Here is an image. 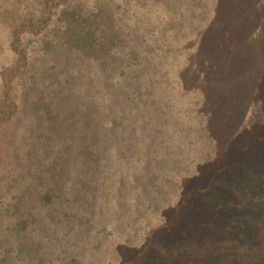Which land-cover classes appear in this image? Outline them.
Masks as SVG:
<instances>
[{
    "label": "rangeland",
    "instance_id": "1",
    "mask_svg": "<svg viewBox=\"0 0 264 264\" xmlns=\"http://www.w3.org/2000/svg\"><path fill=\"white\" fill-rule=\"evenodd\" d=\"M34 1L0 0V113L11 119L0 123V179L14 183L5 172L19 144L35 160L40 150L55 159L62 147L66 171L53 168L47 184L65 182L103 229L78 228L71 246L85 264H114L116 256L123 262L138 255L151 228L166 227L163 218L187 187L215 178L233 186L224 203L233 216L222 226L205 212L189 219L198 238L224 246H212L211 254L217 245L238 253L246 245L232 247L224 225L239 219L232 234L240 230V238L242 228L262 222V214L236 203L252 204L241 183L264 165V0H112L108 7L120 10L110 17L99 0L105 25L80 38L71 23L82 4L55 2L39 17ZM27 15L46 21L33 27L39 36L21 34ZM238 165L230 174L239 173L236 179L219 182V169ZM37 184L32 177L30 185ZM159 199L155 219L145 220L155 206L147 204ZM259 244L264 248V240ZM203 245L195 243L200 253ZM247 247L245 256L255 250Z\"/></svg>",
    "mask_w": 264,
    "mask_h": 264
},
{
    "label": "trees",
    "instance_id": "2",
    "mask_svg": "<svg viewBox=\"0 0 264 264\" xmlns=\"http://www.w3.org/2000/svg\"><path fill=\"white\" fill-rule=\"evenodd\" d=\"M59 1L65 0H35L33 5L40 8L41 14L39 17H47L53 12L55 2ZM73 1L82 4L77 10L73 11L71 23L73 37L80 38L86 35L94 37L95 30L93 27L101 23L105 25V17L103 20L100 18V1ZM111 1L105 0L107 6L104 12L108 11V17L115 16L114 12L120 10V6L117 4L116 7H108ZM83 12L85 16H82ZM43 19L39 20L38 17L34 18L31 15L25 16L23 23H21V34L32 33L39 36L41 31H37L33 27L36 23L46 22ZM108 20L110 21V18ZM17 34L20 33L14 32L16 37H18ZM13 51L19 53V49L15 45ZM1 104L5 108L8 105L7 99L4 98ZM16 110L17 106L13 111ZM2 113L3 111L0 113V123H8L11 119L4 117ZM14 148L13 161L10 163V165L12 164L11 169L9 168L5 172L16 176L12 178L14 183L8 182L5 184L6 179L4 181L0 179V264H85V258L71 246L72 232L78 228H81L84 234L90 228L96 229L98 232L103 231V229L94 223V219L88 218L94 214V211L87 210L82 201L77 202L76 198L68 193V185L65 182L56 181L55 189H51L47 184V180H51L53 168L62 172L66 171L65 167L61 165L65 158L62 147L59 148L60 154L57 158L53 159L47 156L48 154L43 155L42 151L45 150H40V157H38L39 153L35 154L36 160L33 152L28 151L27 156L22 155V152L25 151L23 145L19 144L17 148ZM29 148L32 151L33 147ZM46 150H50V148ZM244 153H247V150L242 152L243 155ZM239 166L241 167V165L233 167L234 169L231 172H222L223 169H219L217 174L222 176L219 182H231L236 179L239 173L236 175L230 174ZM18 177L24 178L25 183H21L20 178L17 180ZM32 177L36 182L38 181L35 188L30 185ZM248 177L249 179L244 183L246 186L241 183V188L248 192L252 204L249 205V200L247 201L245 198L238 199L236 204L239 205L240 210L248 211L247 209L250 208L255 217L256 214H262V222L253 225L252 228L249 227L251 229L242 228L245 231H241V239L236 237L240 230H237V234H232L233 224L239 223V219L224 225L226 227L224 234L231 241L232 247L246 245L238 248V253L220 252L218 245L222 248L224 246L216 242L218 245L211 254V248L216 244L213 245L207 238H198L199 234L196 233V229L189 219L192 217L198 218L201 216L199 212H205V215L217 219L222 226L224 223L221 222H225L223 217L233 216L228 213L229 206L224 204L225 199H227L226 193L231 192L233 186L226 183L222 187V185L216 183L214 178L204 187L189 186L185 189L176 206L171 205L170 215L163 218V225L166 227L151 228L150 241L140 246L138 255H134L133 258L123 262L119 261L116 256L112 262L114 264L129 261H131L129 264H264V248L257 247V245H260L261 240H264V233H261L264 228L260 226L264 222L263 163L260 164L258 171L249 173ZM210 184L212 185L210 186ZM238 188L240 187L238 186ZM220 189H223L222 194L218 193ZM33 191L38 192L34 193ZM18 192L21 195H18ZM39 193L42 197L35 201L34 199L38 198ZM152 204H155V206L144 215L145 220H152L153 217L155 219L156 213L153 212L161 208L160 199L148 203L147 206ZM202 218H204L203 215ZM238 218L243 219L242 225L247 222L244 219L245 216ZM172 219L175 222L174 227L168 222V220L172 222ZM159 221L163 222L161 218ZM205 226L207 225L205 224ZM50 233L52 236H50ZM64 235L66 236L64 237ZM217 236H214V241L222 239V235L218 234ZM39 241H46V244H36ZM195 243L204 244L203 246L206 245V248L200 253L195 247ZM247 244H253L255 249L252 254H248L249 256H245V252H252V249L247 247ZM208 248H210L209 251ZM207 251L208 255H205Z\"/></svg>",
    "mask_w": 264,
    "mask_h": 264
}]
</instances>
